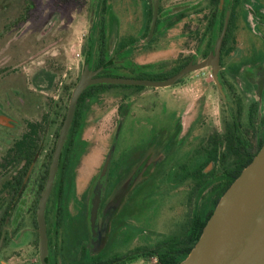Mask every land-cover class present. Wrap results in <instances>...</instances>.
Wrapping results in <instances>:
<instances>
[{
  "label": "rangeland",
  "instance_id": "rangeland-1",
  "mask_svg": "<svg viewBox=\"0 0 264 264\" xmlns=\"http://www.w3.org/2000/svg\"><path fill=\"white\" fill-rule=\"evenodd\" d=\"M35 1L36 6L24 24L28 33H32V41L24 43L22 40L16 45L20 57L13 63L16 86L24 80L18 72H25L26 85L31 91V108L28 114L17 113L16 123L27 119L43 122L45 115L49 119L48 110L51 107H55L57 112L63 108L64 112L68 103L67 89L78 81L86 58L92 64L97 55L101 0ZM203 2L162 0L163 7H182L178 12L184 11L185 16L173 25H168L163 16L157 26L155 38L146 41L145 19L151 1L106 0V57L112 66L108 69L109 73L123 77H131L138 71L162 73L186 61L198 63L204 60L201 56V36L205 26ZM244 2L250 10L240 11L238 27L233 35V52L224 59L226 65L233 63L231 57L234 62L237 61V53L248 54L250 46L255 55H264V0ZM40 27L44 33L42 39L39 38ZM250 27L260 32L255 34ZM122 38L129 45L121 49L119 43ZM24 46L29 47L25 49L24 56H21ZM5 47L7 51H13L14 43L12 42L11 47ZM213 50L209 55L213 54ZM42 67L54 73L51 75L52 80L45 76L41 80L30 79ZM210 73H213L212 69L204 67L186 74L182 81L168 86H112L98 92L82 117L74 162L66 177L63 219L66 221L63 226L65 232L86 234L89 207L81 201L82 192L88 188L100 169L109 146L115 144L109 160L110 179L114 170L119 169L118 166L122 167V163L133 158L131 154L141 153L153 144H157V151L169 148L165 144L166 136L159 138L158 129L172 128L177 118L183 122V130L170 145L169 154L156 166L148 181L136 187L129 200L121 195L118 201L111 203L112 206L114 204V209L108 215L110 218L111 215L117 217L111 235H122L123 242L116 252H110L105 257L124 255L136 248L154 247L166 242L169 237L181 236L187 231L193 210L206 199L216 181L204 186L205 183L201 187L194 178L173 177V174L179 162L188 161L191 164L196 160V154L192 150L198 149V143L193 136L203 131L197 121L203 117L201 112L204 115L203 123L207 120L210 128L220 125L222 106L213 89ZM120 105L123 121L117 130ZM193 110L200 114L186 130ZM263 129V125H256L253 132L256 138L263 135L260 144L264 142ZM23 130V127L15 128L18 135ZM204 133L206 134V130ZM49 139L50 137L48 141ZM8 145L10 142L0 140V157L8 150ZM127 179L123 178V183ZM28 219L26 217V221L19 224V228L23 226L22 231L15 235H24L25 239L30 240L33 233L26 227L31 226ZM30 258L33 263L38 262L35 244ZM153 263L154 259L147 257L132 264Z\"/></svg>",
  "mask_w": 264,
  "mask_h": 264
},
{
  "label": "flooded vegetation",
  "instance_id": "flooded-vegetation-1",
  "mask_svg": "<svg viewBox=\"0 0 264 264\" xmlns=\"http://www.w3.org/2000/svg\"><path fill=\"white\" fill-rule=\"evenodd\" d=\"M150 1L145 19L144 38L146 41H152L155 38L157 26L163 16L166 17L168 25L177 23L185 16L184 11L178 12L182 7L178 5L163 7L162 0H159V10L154 31L152 36L147 39L149 24L147 33L146 25L150 7L152 15V0ZM203 1L205 14V26L201 36V42H203L201 56L203 58H207L211 50L214 49L225 21H227V24L221 40L218 66L216 65L218 70L216 73H210L213 89L218 95L222 106L220 110V125L210 128L211 125L207 120L205 123L202 121L204 118L203 112H201L203 117L198 118L200 113L195 110L192 111V117L185 129L188 130L192 122L197 118L200 127L203 128V133L193 136L197 138L196 143H198V149L192 150L196 154V160L191 164L188 161L179 162L173 174V177L194 178L201 187L216 181L206 199L202 200L200 205L193 210L190 222L198 211L201 216L205 217L207 211L212 207L213 201L219 195L227 177L232 175V172L237 169L238 162L235 161L240 157L247 158L255 153L263 135L256 138L253 133L254 128L256 125H263L264 127V55H255L253 47L250 46L248 54L244 52L237 53L236 62L233 61V57H231V62L233 63L226 65L224 62V59L228 56L230 57L233 52V41H235L233 35L238 27L240 11L247 12L250 9L244 0ZM35 6V0H0V140L10 142L7 147L8 150L3 152L0 157L2 167L0 168L2 171H0V264H41L37 210L47 181L59 130L64 119L62 118L63 108L57 112L55 107H51L48 110L49 119L45 115L42 118L43 122L42 120L32 121L27 119L16 123L15 117L17 113H29L31 91L26 85L24 71L18 72L19 76L24 80L16 86V73L13 63L20 57L18 50H16V45L22 40L24 43L32 41V33L31 31L28 33L24 24L29 20V14ZM104 13L105 11L100 13V17L102 15L103 19L101 21L99 17L98 31L100 27L104 29L107 54L108 41ZM250 28L253 29L252 27ZM38 31L40 34L39 38L42 39L44 34L42 33V27ZM252 32L257 34L260 31L254 28ZM215 33H217L216 36ZM127 37H130V35ZM12 42L14 43V50L7 51L5 46L11 47ZM119 45V48L122 49L129 44L125 43L124 38H122ZM27 47L29 46H24L22 49L23 55L21 56H24V51ZM206 51L207 53L204 55ZM96 59L92 64H90L88 57L86 61L89 62L92 71L98 70L95 76H101L100 72L103 67L96 65ZM194 63L192 62V64ZM181 64H184L182 66L184 67L188 62ZM45 67L33 73L30 79L37 78L41 80L44 76L47 78L52 77L51 75L54 73L47 71ZM207 67L213 68V66ZM189 73L187 74L189 75ZM183 77L175 83L182 81ZM131 78L136 77L132 75ZM93 98L89 100V103H91ZM200 101L203 100L201 99ZM55 106L57 107L58 104L56 103ZM37 107H40V105H37ZM118 112L117 125L121 119V122L123 121L121 105L118 108ZM17 126L24 128L20 135L15 132ZM51 126L53 129H50ZM182 130L183 122L180 118H177L170 129L166 130L160 127L158 136L161 139L166 136L165 144L169 148L157 151V144H153L148 147L149 149L142 150L141 153L131 154L133 158L122 163V167L118 166L119 169L114 170L110 179L109 160L114 148L110 151V154L109 150L112 145L115 147V144L112 143L109 146L100 169L91 184L88 185V188L82 192L81 201L89 207L86 221L87 231L86 234L83 233L82 235H79V233H68L63 230V226L66 223L63 220L65 216V182L68 173L72 169L75 158V145L78 137H80L79 131L74 137L72 146H68V131L59 156L56 174L47 198L44 214L47 238V264H132L140 258L147 257L154 259L153 264H161L157 257L149 256V254L161 251L171 240L185 236L189 232L190 222L187 231L181 236L169 237L166 242L154 247L136 248L126 252L124 255L114 254L112 257L107 258L105 255L110 252H116L123 242L122 235H111L117 217L111 215L110 218L108 214L114 209V204L112 206L111 203L118 201L121 195H124L129 200L136 187L144 185L148 181L156 170V166L164 156L169 154L170 145L174 143L177 135ZM204 130H206V134ZM262 134H264V129ZM65 149H70L66 153L68 157L66 169L64 168ZM146 154L147 156H145ZM123 178H128L125 183H123ZM120 189L122 191L119 192ZM26 217H29L28 220L31 224L30 227H26L33 233L30 240L25 239L24 235H15L22 231L23 226L19 228V224H23V221H26ZM34 244L38 251V262L36 263H33L30 258Z\"/></svg>",
  "mask_w": 264,
  "mask_h": 264
},
{
  "label": "water",
  "instance_id": "water-1",
  "mask_svg": "<svg viewBox=\"0 0 264 264\" xmlns=\"http://www.w3.org/2000/svg\"><path fill=\"white\" fill-rule=\"evenodd\" d=\"M158 10L159 0H152V15L147 39L152 36L154 31ZM226 24L227 21H225L221 35L215 43L212 55L198 63H188L178 72L165 79L95 76L98 70L92 71L88 66V61L84 62L80 77L74 85L68 100L66 113L52 155L47 181L37 210L41 264H47V238L44 217L46 202L77 101L83 90L87 86L97 83L163 87L175 83L191 71L207 66H213L212 71L216 73L221 40ZM113 148L114 145L109 150V154ZM178 264H264V142L251 161L220 196L194 246Z\"/></svg>",
  "mask_w": 264,
  "mask_h": 264
},
{
  "label": "trees",
  "instance_id": "trees-1",
  "mask_svg": "<svg viewBox=\"0 0 264 264\" xmlns=\"http://www.w3.org/2000/svg\"><path fill=\"white\" fill-rule=\"evenodd\" d=\"M105 2H106V0H102V4L100 7L101 13H103L105 11ZM150 17H151V7L148 10V21H147V25H146V33L148 30V24L150 21ZM100 18H101L100 20L102 21L103 16L101 15ZM104 36H105L104 29L102 27H100L99 31H98V35H97L96 48H97L98 54H97V59H96L95 63L97 66L103 67V69L100 72L101 76H116V75L110 74L109 70H108L110 67V63H109V60L106 58V42L104 40ZM206 53H207V51L204 53V55H206ZM183 65L184 64H181V65L171 69L170 71H167L164 73L153 74V73H148V72H144V71H138L136 74H134V77H136V78H149V79H165V78L173 75L174 73H176ZM50 80H52V77H50ZM74 85L75 84L73 83V86ZM112 86H129V85L112 84V83H97V84L89 85L83 90V92L81 93V95L78 98L77 105H76L74 115L72 118V122H71V125L69 128V140L67 142L68 146H72V143L74 141V137L80 131L81 118H82L85 110L90 106L89 100L92 97H95L98 94V92L101 91L102 89L107 88V87H112ZM134 86L142 87V85H134ZM66 88H68V87H66ZM71 88H73V87L70 86L67 89V98L68 99H69L70 94H71ZM65 108H67V106ZM65 113H66V110L64 111L62 118H64ZM121 120L119 121V124H120ZM119 124L117 125V127L120 128ZM261 145L262 144H260L258 146V148L254 154L248 156L247 158L240 157L235 161V162H238L237 169L235 170V172L234 171L232 172L233 173L232 175L227 177L226 181L224 182L223 187L220 189L219 195L213 201V205L207 211L205 217L201 216L199 211L196 212L195 215L193 216V218L191 219L189 232L185 236L171 240L170 242H168V245L165 246L163 250L152 252L149 254V256L157 257V260H159L161 264H178L180 261H182L187 256V254L189 253V251L191 250V248L194 246L195 242L197 241L198 237L200 236L201 231H202L207 219L211 215V213H212L218 199L220 198V196L227 189V187L232 183V181L239 175L241 170L251 161V159L256 154V152L259 150ZM68 151H70V149L64 150V154H65L64 168L65 169L67 168V164H68V160H67L68 157L66 155V153ZM239 156H240V154H239Z\"/></svg>",
  "mask_w": 264,
  "mask_h": 264
}]
</instances>
